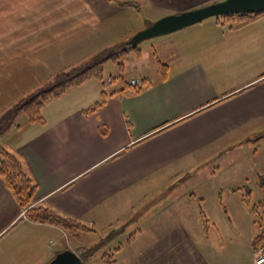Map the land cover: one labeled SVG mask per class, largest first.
Returning a JSON list of instances; mask_svg holds the SVG:
<instances>
[{"label": "crops", "instance_id": "crops-1", "mask_svg": "<svg viewBox=\"0 0 264 264\" xmlns=\"http://www.w3.org/2000/svg\"><path fill=\"white\" fill-rule=\"evenodd\" d=\"M219 1L0 0V116L61 69L118 50L103 48L107 42ZM144 47L150 70L127 72L123 87H113L110 75L87 79L49 99L42 121L19 111L0 134V146L36 185L34 205L101 231L209 154L264 130V14L240 27L206 18L132 49L140 56ZM246 179L212 210L190 212L197 195L183 194V211L175 216L165 206L156 213L162 219L132 231L116 264H264L253 246L264 222L249 190L242 192ZM7 234L10 264H46L73 249L61 227L28 219L0 177V239Z\"/></svg>", "mask_w": 264, "mask_h": 264}, {"label": "rangeland", "instance_id": "rangeland-1", "mask_svg": "<svg viewBox=\"0 0 264 264\" xmlns=\"http://www.w3.org/2000/svg\"><path fill=\"white\" fill-rule=\"evenodd\" d=\"M210 18L215 17H208L207 19ZM139 31H136V33ZM132 36L127 38L125 36L121 40L118 39L114 44L107 42L104 45L106 47L103 48L118 45L119 50H121L125 47V44L129 43ZM151 39L153 37L142 40L136 45L142 46L150 43ZM133 51L135 50L129 49L127 53L115 52L117 55L116 59L108 60L104 63V77L110 75L113 78L115 82L113 87H123L127 80L125 74L129 71L135 72L140 67L150 70L153 63L150 48H142L140 56H136ZM92 58L89 57V59ZM32 93L27 94L23 98L29 99ZM21 113L23 114L22 117L27 118L24 112ZM237 142L230 149H223L222 152L212 155L209 154L206 161L190 169L186 174L180 176L179 180L171 182L169 186L156 192L148 193L136 204L129 218L123 223L110 225L101 231H94L90 226L74 220L78 225H83L84 229L74 228L75 232H77L74 237L67 234L69 241H71L69 246L73 248L67 249L75 251L82 258L83 264H116V259L118 260L119 257L118 251L125 246L120 244L124 243L129 234L136 228L143 230L147 224L162 219L163 216L157 217L156 213L165 206L170 207L169 212L171 214L178 215L180 211H183V203L179 201V198L188 192L190 197H194L190 193L199 197L205 196L204 202L201 201L202 199L198 200L197 196L192 199L193 206L190 205V212L195 211V207L200 208V210L204 208L212 210L215 204H226L229 198L238 192L233 189L236 185L242 184L239 182L245 176L247 178L244 180L246 187L242 192L246 194L247 190H249L250 197L257 205L255 216L258 218L260 215L264 222V130H250L239 137ZM142 222L146 224L144 225ZM227 226L230 232V225L227 224ZM6 236L0 239V264H10L8 261L10 245L5 244L14 236L12 234H7Z\"/></svg>", "mask_w": 264, "mask_h": 264}, {"label": "trees", "instance_id": "trees-1", "mask_svg": "<svg viewBox=\"0 0 264 264\" xmlns=\"http://www.w3.org/2000/svg\"><path fill=\"white\" fill-rule=\"evenodd\" d=\"M264 11L258 12H233L216 16L217 22L226 24L229 27H240L248 24L261 15ZM134 46L127 45L121 50L107 48L100 51L92 59L75 66L66 67L51 75L49 79L40 87L36 88L29 99L21 98L0 116V134L7 130L14 121V116L22 111L27 115L30 122H40L42 117L40 110L49 100L57 98L67 90L81 84L87 79L104 78L103 65L108 60H115V52H127ZM114 51V52H113ZM86 63V64H85ZM160 70L164 71V66L160 65ZM103 99L97 101L88 110H94L104 102ZM0 177L5 181L6 186L15 196L18 204L25 209V216L36 222L54 224L61 227L69 236H76L75 229H84L83 225L75 223L74 219L63 217L48 207L34 205L36 185L33 180L23 171L21 163L10 151L0 146ZM247 201V200H246ZM248 202V201H247ZM76 233V234H75ZM264 241V232L258 234L253 239V246L257 247Z\"/></svg>", "mask_w": 264, "mask_h": 264}, {"label": "water", "instance_id": "water-1", "mask_svg": "<svg viewBox=\"0 0 264 264\" xmlns=\"http://www.w3.org/2000/svg\"><path fill=\"white\" fill-rule=\"evenodd\" d=\"M264 11V0H222L197 9L179 14L164 16L135 33L127 45L135 46L138 42L174 32L186 26L198 23L208 17H216L233 12ZM46 264H83L81 257L71 249L57 252Z\"/></svg>", "mask_w": 264, "mask_h": 264}, {"label": "built area", "instance_id": "built-area-1", "mask_svg": "<svg viewBox=\"0 0 264 264\" xmlns=\"http://www.w3.org/2000/svg\"><path fill=\"white\" fill-rule=\"evenodd\" d=\"M107 80L110 81V77H107ZM129 85L137 86L138 81L135 78L131 77L129 78ZM254 250L255 252H257V255H258L257 263H264V241L257 247H254Z\"/></svg>", "mask_w": 264, "mask_h": 264}]
</instances>
